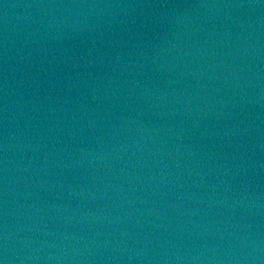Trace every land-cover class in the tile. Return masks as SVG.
Listing matches in <instances>:
<instances>
[{
  "label": "water",
  "instance_id": "water-1",
  "mask_svg": "<svg viewBox=\"0 0 264 264\" xmlns=\"http://www.w3.org/2000/svg\"><path fill=\"white\" fill-rule=\"evenodd\" d=\"M3 264H264V0H0Z\"/></svg>",
  "mask_w": 264,
  "mask_h": 264
},
{
  "label": "snow or ice",
  "instance_id": "snow-or-ice-1",
  "mask_svg": "<svg viewBox=\"0 0 264 264\" xmlns=\"http://www.w3.org/2000/svg\"><path fill=\"white\" fill-rule=\"evenodd\" d=\"M0 264H3V261H0Z\"/></svg>",
  "mask_w": 264,
  "mask_h": 264
}]
</instances>
